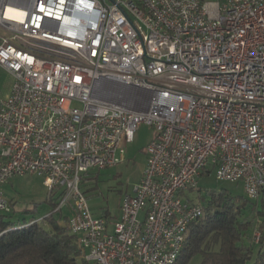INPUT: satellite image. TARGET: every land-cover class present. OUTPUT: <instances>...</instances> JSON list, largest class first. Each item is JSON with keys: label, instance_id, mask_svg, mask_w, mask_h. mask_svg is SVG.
<instances>
[{"label": "built area", "instance_id": "built-area-1", "mask_svg": "<svg viewBox=\"0 0 264 264\" xmlns=\"http://www.w3.org/2000/svg\"><path fill=\"white\" fill-rule=\"evenodd\" d=\"M0 67L13 80L0 212L4 183L43 177L89 264H176L205 214L184 194L210 167L244 198L264 189V0H0ZM142 125L154 128L147 165L110 232L81 178L117 165Z\"/></svg>", "mask_w": 264, "mask_h": 264}, {"label": "trees", "instance_id": "trees-1", "mask_svg": "<svg viewBox=\"0 0 264 264\" xmlns=\"http://www.w3.org/2000/svg\"><path fill=\"white\" fill-rule=\"evenodd\" d=\"M186 200L201 202L205 214L188 225L176 264H189L198 256L200 264H264V189L256 200L233 197L224 190ZM50 203L56 210L53 194ZM248 211L258 220V248L244 242L251 228L248 216L244 217ZM61 213L30 222H13L0 215V264H89L78 237L70 231L69 216Z\"/></svg>", "mask_w": 264, "mask_h": 264}, {"label": "rangeland", "instance_id": "rangeland-1", "mask_svg": "<svg viewBox=\"0 0 264 264\" xmlns=\"http://www.w3.org/2000/svg\"><path fill=\"white\" fill-rule=\"evenodd\" d=\"M208 2L224 3L226 0H206ZM11 76L0 67V103L4 100L12 86ZM106 92L120 94L122 99H133L136 102L147 99L148 95L116 87L105 83L102 87ZM144 101V100H143ZM135 109L144 108L143 105L135 104ZM154 128L149 125H142L131 143L126 144L123 153L119 155V163L114 167L107 169H92L82 176L81 189L84 192L92 212L106 219L111 232L122 214V201L126 195H133L147 165L146 148L152 141ZM216 169L210 167L208 171L198 179V189L185 192V196L190 200L196 199L201 194L207 197L210 191H226L233 197H245L244 185L242 182H227L217 179ZM43 177L38 175L16 176L9 180L2 187L3 195L9 202L10 213L0 212V215L9 217L13 222L40 221L42 218L55 212L53 206L46 202L47 192L49 190L43 186ZM60 190L54 192L53 198L58 201ZM46 195V196H45ZM254 202V201H253ZM64 216H72V212L67 209L63 211ZM254 212H246L244 217L248 216L251 221V228L244 236V242L247 245H255V235H261L258 227V220L254 218ZM60 215V214H58ZM261 237V236H260ZM201 257H195L189 264H200Z\"/></svg>", "mask_w": 264, "mask_h": 264}, {"label": "crops", "instance_id": "crops-1", "mask_svg": "<svg viewBox=\"0 0 264 264\" xmlns=\"http://www.w3.org/2000/svg\"><path fill=\"white\" fill-rule=\"evenodd\" d=\"M11 90V89H10ZM10 90H9V94H10ZM8 94V95H9ZM43 186L45 187V188H47L46 186H45V184H44V182H43ZM48 189V188H47ZM49 190V189H48ZM50 192V191H49ZM49 192H47L48 193V195H47V197H46V202L47 203H49L50 205H52V203H50V200H51V193H49ZM46 196V195H45ZM55 200V199H54ZM94 214V213H93ZM95 215V214H94ZM96 216V215H95Z\"/></svg>", "mask_w": 264, "mask_h": 264}]
</instances>
